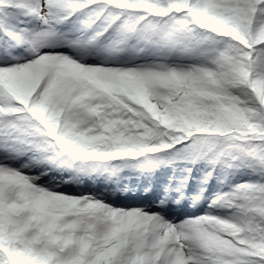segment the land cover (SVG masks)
<instances>
[{
    "label": "snow or ice",
    "instance_id": "obj_1",
    "mask_svg": "<svg viewBox=\"0 0 264 264\" xmlns=\"http://www.w3.org/2000/svg\"><path fill=\"white\" fill-rule=\"evenodd\" d=\"M0 264H264V0H0Z\"/></svg>",
    "mask_w": 264,
    "mask_h": 264
},
{
    "label": "rangeland",
    "instance_id": "obj_2",
    "mask_svg": "<svg viewBox=\"0 0 264 264\" xmlns=\"http://www.w3.org/2000/svg\"><path fill=\"white\" fill-rule=\"evenodd\" d=\"M129 186L131 187V191H127V188L124 191H120L119 193L110 190L108 199L113 200L117 197V195H119V199H116L115 201L116 203L129 204V205L139 203L141 199V194L137 191V189L140 187V181L138 179L132 180ZM95 188H96L95 183L90 182L84 190L87 189L94 190ZM75 190L80 191V189H75ZM125 191H127V196H125Z\"/></svg>",
    "mask_w": 264,
    "mask_h": 264
}]
</instances>
